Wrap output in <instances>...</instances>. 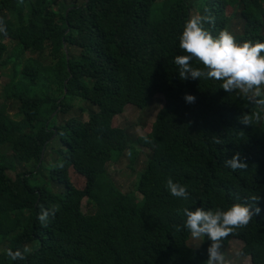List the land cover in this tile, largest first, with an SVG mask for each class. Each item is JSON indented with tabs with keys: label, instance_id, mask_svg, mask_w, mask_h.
Returning <instances> with one entry per match:
<instances>
[{
	"label": "trees",
	"instance_id": "1",
	"mask_svg": "<svg viewBox=\"0 0 264 264\" xmlns=\"http://www.w3.org/2000/svg\"><path fill=\"white\" fill-rule=\"evenodd\" d=\"M205 9L214 37L233 28L237 43L264 42V0H0V76L11 65L0 91V264H206L211 241L188 244L183 209L234 204L253 217L220 250L239 240L250 264H264V108L225 92L222 81L181 80L174 62L185 54V23ZM45 52L49 65L34 58ZM158 95L163 104L147 136L154 153L123 192L108 171L125 151L108 147L112 136L123 139L113 121ZM76 101L89 106L93 129L71 116ZM236 154L247 167L225 163ZM169 179L187 200L170 194Z\"/></svg>",
	"mask_w": 264,
	"mask_h": 264
},
{
	"label": "clouds",
	"instance_id": "2",
	"mask_svg": "<svg viewBox=\"0 0 264 264\" xmlns=\"http://www.w3.org/2000/svg\"><path fill=\"white\" fill-rule=\"evenodd\" d=\"M205 13V15L191 16L179 36V48L185 53L176 56L174 60L179 67L180 79L204 78L222 81L221 87L225 92L238 90L251 102L264 108V55H262L264 42L237 43L235 37L226 29L214 37L211 31L205 28V24L214 25L215 18L207 9ZM193 60L203 65V69L192 67ZM184 99L191 104L196 98L186 94ZM243 123L249 124L247 116L244 117ZM225 163L233 170L247 167L246 164L240 163L239 154L226 160ZM167 188L172 196L188 199L186 188L171 179L167 181ZM252 199L258 200L257 197ZM55 210L53 209V213ZM259 211V208L255 209L256 214ZM183 214L186 220L182 227L187 229L193 238L207 237L211 241L207 250L209 258L206 264H225L224 256L220 252L221 241L236 229L247 226L253 217L250 207L242 204H234L227 210L215 211L205 210L203 207L196 208L195 211L185 208ZM48 215L47 211L42 210V214L38 217L44 227H47ZM13 258L24 257L20 252H16Z\"/></svg>",
	"mask_w": 264,
	"mask_h": 264
},
{
	"label": "rangeland",
	"instance_id": "3",
	"mask_svg": "<svg viewBox=\"0 0 264 264\" xmlns=\"http://www.w3.org/2000/svg\"><path fill=\"white\" fill-rule=\"evenodd\" d=\"M60 1L63 0H59V2ZM64 1L71 4L76 3L80 5L85 0ZM159 1L163 2L164 0ZM229 33L236 37L238 32H236V30L232 28ZM27 57H29L28 54ZM34 58H41V62L44 65H49L51 62L47 52H45L41 57L34 56ZM4 71L7 73V75H9V77L6 78V76H0V91L2 86L10 81L11 65H9L8 68H6ZM162 104V97L158 95L154 97V99L144 110L141 111L132 106H127L122 115L117 116L113 121V128L118 131L123 139L112 136L109 140L108 147L110 149H124L125 151L124 155L117 163H112L108 166V171L114 183L123 192H129L135 188L138 180V173L143 170L148 155L154 153V147L147 139V136L150 133L151 125L155 121L156 115L160 110ZM81 109H84V112H81ZM89 109L90 108L87 104L76 101L74 103V109L71 112V116L81 118L87 127L93 129V126H91L92 124L89 119V113L87 112L89 111ZM16 112V106L13 104H9V115L13 117ZM123 131L126 132L128 140ZM135 152H137L138 154L137 161L135 165L131 167V159ZM47 160L50 163L53 162V158L50 155ZM45 166L47 170L50 168L48 163ZM71 176L72 179L79 185L84 183L83 179L75 175V173L71 172ZM38 181L40 183L45 182L43 178L39 179ZM82 210L84 213H91L92 211H94L93 203L88 199H84L82 202ZM202 241L203 237H201L200 239H195L191 236L188 244L193 248H199L202 244ZM243 246V242L239 240H232L227 244V246H224L220 250V252L224 256L225 264H250V258L245 257L241 252ZM32 248L33 247L26 246L25 250L30 251Z\"/></svg>",
	"mask_w": 264,
	"mask_h": 264
}]
</instances>
